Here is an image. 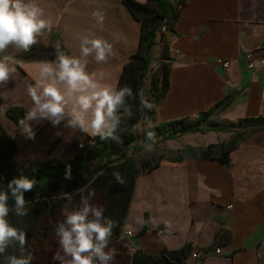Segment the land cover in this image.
Listing matches in <instances>:
<instances>
[{
	"label": "crops",
	"instance_id": "crops-1",
	"mask_svg": "<svg viewBox=\"0 0 264 264\" xmlns=\"http://www.w3.org/2000/svg\"><path fill=\"white\" fill-rule=\"evenodd\" d=\"M31 2L43 9L42 18L50 23V30L38 37L37 44L59 37L69 56L77 58L80 38L84 36L112 44L114 55L105 63L88 57L86 70L102 74L101 82L116 88L123 64L138 48L141 27L121 0ZM94 12L103 14L102 24ZM263 41L264 0H184L174 34L166 41L157 35L150 67L154 64L156 68L165 46L172 63L168 91L154 113H146L147 124L152 119L158 123L195 117L220 99L226 97V101L203 125V131L186 132L167 140L155 136L149 144H153L156 154H146L145 146L136 152L140 140L133 144L131 150L140 155L142 162L152 157L161 158V162L134 180L121 227V231L130 230L133 236L120 233L110 238L106 251L115 253L113 264H129L135 251L158 256L163 249L177 250L187 243L191 244V251H203V264H264V125L248 129L229 152L227 164L216 154L200 155L201 149L232 137L231 130L218 129L216 124L264 117V65L259 61L264 54L256 56L252 69L246 67L244 59L248 50ZM4 55L13 57L10 67L15 68L7 86H0V121H4L2 125L17 145L13 168L22 171L35 162L67 160L80 152V142L86 141L89 146L91 140L86 134L65 128L64 122L53 127L46 119L32 122L34 140L21 135L19 121L11 120L5 111L10 107L15 108L14 112L29 110L32 101L27 89L35 84L39 65L54 60L28 58L15 46L0 53V58ZM219 58L229 60V70L217 63ZM188 150L193 153H184ZM177 155H182V159L172 161ZM26 207V217L10 213L8 220L25 232L27 242L42 228L40 218L60 207L46 215H37ZM8 255L19 256L18 245L0 255V264H6ZM185 264H193L189 256Z\"/></svg>",
	"mask_w": 264,
	"mask_h": 264
},
{
	"label": "trees",
	"instance_id": "trees-1",
	"mask_svg": "<svg viewBox=\"0 0 264 264\" xmlns=\"http://www.w3.org/2000/svg\"><path fill=\"white\" fill-rule=\"evenodd\" d=\"M121 2L129 14L140 22L141 27L138 48L123 64L116 86L117 89L130 87L133 91V97L128 98L127 101L133 115L128 118L123 113L120 114L121 128L117 132L119 137L117 140L90 137L91 144L70 159L35 162L22 171H18L12 166V156L17 145L0 121V192H7V185L13 179L24 177L34 180L33 190L25 192L26 205L32 213L46 215L52 209L67 204L69 200L73 203L81 199V196H86L98 186L106 194L105 204L108 218L115 225L111 238L122 232V222L136 176L141 172L149 171L161 162V158L152 157L139 163L133 155L127 154L133 144L138 140L141 141L140 145L135 148L137 152L146 143H152L146 139L147 131L153 132L161 140L173 139L186 132L203 131L205 130L203 125L226 101V97L220 99L212 107L199 112L195 117L184 116L158 123L152 119V122L147 124L145 122L146 113H154V108L159 105L160 100L168 91L172 63V58L167 55L165 46L153 71L150 84L145 88V79L151 68V51L156 44L157 35L161 41H166L168 36L174 34V24L179 17L184 0H146L145 2L121 0ZM163 25L166 29L160 31ZM57 49L69 55L59 37L49 44H37L30 51H23V55L28 58L55 60ZM144 100L153 105L151 110L143 108ZM14 110V107H10L5 114L14 122H18L25 112L23 110L14 112ZM263 125L264 117H246L235 122L216 124L218 129L231 130L232 137L225 143L201 149L200 155L212 157L216 154L223 164H227L229 152L244 138L248 129ZM184 153L192 154L193 150ZM181 159L182 155L171 158L172 161ZM69 170L71 179H66V173ZM114 172H119L124 180L123 185L116 182ZM9 205H14L10 195ZM191 249V244L187 243L177 250L163 249L158 256L135 251L130 257L129 264H185V259L189 256Z\"/></svg>",
	"mask_w": 264,
	"mask_h": 264
},
{
	"label": "clouds",
	"instance_id": "clouds-1",
	"mask_svg": "<svg viewBox=\"0 0 264 264\" xmlns=\"http://www.w3.org/2000/svg\"><path fill=\"white\" fill-rule=\"evenodd\" d=\"M97 22L102 24L103 14L94 12ZM43 9L31 0H0V53L9 46L25 52L38 43V37L50 30V23L43 19ZM114 55L113 46L102 38L84 36L80 38V57L69 56L57 49L55 60L39 65L35 84L30 85L27 94L32 106L18 122L21 135L35 139L32 122L48 120L53 127L64 122V127L78 130L88 137L101 140H117L121 128V113L128 118L133 115L128 98L133 97L130 87L115 88L104 85L102 74L89 73L87 58L105 63ZM12 56L0 58V86H7L15 72ZM144 107L151 110L147 100ZM146 139L155 140V134L146 132ZM145 149L152 152L153 144L146 143ZM116 182L123 185L119 172H114ZM66 179H71L70 170ZM35 181L27 178L13 179L7 185V192H0V255L10 246L18 245L20 255H8L6 264H32L33 254L27 251L26 234L13 227L8 217L14 213L23 218L28 215L25 192H30ZM9 195L14 205H9ZM95 192L81 196L78 208L70 209L69 200L62 210L64 220L58 223L55 236L60 251L52 259L60 264H113L115 253L106 251L113 234L114 223L104 217L103 206L90 203ZM62 253V254H61Z\"/></svg>",
	"mask_w": 264,
	"mask_h": 264
},
{
	"label": "rangeland",
	"instance_id": "rangeland-1",
	"mask_svg": "<svg viewBox=\"0 0 264 264\" xmlns=\"http://www.w3.org/2000/svg\"><path fill=\"white\" fill-rule=\"evenodd\" d=\"M53 40H48L45 43H52ZM154 70V64L151 65V69L148 72L147 78L145 79L144 87L147 88L150 84V79L152 78ZM144 107V104H143ZM2 123L4 124V121L2 120ZM128 155H133L134 159L138 161L139 163H142L140 155L134 154L132 150H128ZM146 154L152 155L156 154V151L148 152ZM139 157V158H138ZM138 158V160H137ZM90 169V168H89ZM88 169V170H89ZM99 184V183H98ZM92 192H95V196L92 197L90 200V203L96 206H103L104 208V217L108 218V213L106 211V194L105 192L97 186V188L93 189ZM80 200L74 201L71 205H69L70 209H75L79 207ZM65 206L60 207L57 210H54L53 212H49L46 216H42L39 220L41 229L40 231L36 232L35 236L33 235L29 240L26 242V249L27 251H30L34 259L32 262H37V264H56L52 259L53 254L55 252L60 251L57 238L55 236V229L58 225V223L62 222L64 220V215L62 214V210ZM50 223H54V226H51ZM62 254V253H61Z\"/></svg>",
	"mask_w": 264,
	"mask_h": 264
},
{
	"label": "built area",
	"instance_id": "built-area-1",
	"mask_svg": "<svg viewBox=\"0 0 264 264\" xmlns=\"http://www.w3.org/2000/svg\"><path fill=\"white\" fill-rule=\"evenodd\" d=\"M165 26H161L160 31H165ZM259 54H264V41L263 42H259L257 44H255L252 49L248 50L245 54H244V59L246 61V67L248 69H252L255 66V59L256 56ZM259 61L261 62L262 65H264V57L259 58ZM217 63L225 70H229L230 67V62L227 59H217ZM78 148L80 151H83L84 149L87 148V143L86 141H82L79 143ZM158 233H162V229H158L157 231ZM124 236L126 237H132L133 233L130 230H122L121 232ZM216 252H219V249L215 250ZM202 255H203V251L199 250V249H194L190 252L189 257L192 259L193 264H203L202 263Z\"/></svg>",
	"mask_w": 264,
	"mask_h": 264
}]
</instances>
